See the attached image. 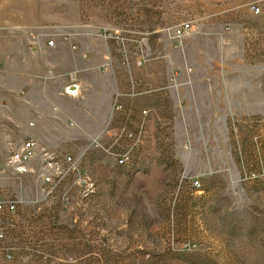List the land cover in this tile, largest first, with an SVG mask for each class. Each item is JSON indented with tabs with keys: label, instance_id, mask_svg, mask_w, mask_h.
Returning a JSON list of instances; mask_svg holds the SVG:
<instances>
[{
	"label": "rangeland",
	"instance_id": "374dc122",
	"mask_svg": "<svg viewBox=\"0 0 264 264\" xmlns=\"http://www.w3.org/2000/svg\"><path fill=\"white\" fill-rule=\"evenodd\" d=\"M39 39L58 43L42 55ZM70 74L81 103L110 80V111L98 127L60 104L65 140L44 149L78 157V177L0 173V199L17 200L0 264H264V0H0V168L7 142L31 139L11 123L8 95L23 97L28 79L34 101L42 87L69 99ZM130 80L165 102L142 128L111 120ZM124 131L128 148L138 142L132 172L90 176L89 160L106 156L89 146Z\"/></svg>",
	"mask_w": 264,
	"mask_h": 264
},
{
	"label": "built area",
	"instance_id": "2783aa9c",
	"mask_svg": "<svg viewBox=\"0 0 264 264\" xmlns=\"http://www.w3.org/2000/svg\"><path fill=\"white\" fill-rule=\"evenodd\" d=\"M250 10L253 13L258 12V7L251 5ZM191 26L188 23L181 24L178 28L172 31L173 38L179 39L185 34L190 32ZM53 41L49 40L47 46H52ZM147 58L144 55H140L136 58L137 66H141ZM105 70L111 72V66L106 65ZM64 94L67 96L75 98L80 92L78 82L75 79L74 74L69 75V83L64 87ZM156 92L151 89L148 85L139 86L134 81H129V87L124 90H116L113 92L112 102H111V113L114 118L111 120L114 125H127L129 121L136 122L140 128L143 127L146 122V117L148 112L152 109L140 107L139 104L141 100L145 97L152 95ZM153 111V110H152ZM31 126V124H29ZM70 126L72 124L70 123ZM129 130V127L121 128ZM123 131V130H121ZM111 131H107L106 135L109 137ZM125 134L111 133L112 142L110 145L104 146L102 143L94 142L89 147L100 149L105 156L110 159L114 166L120 169H128L132 165V156L129 155L130 152L133 155L137 150L136 142L133 146L128 148L127 138L130 134L124 131ZM10 138L9 134H6ZM8 145V155L4 161L3 166L0 168V173L4 171H11L15 174L31 173L36 174L37 178L41 179L42 182H50L53 179L61 180L68 177L71 174H76L78 177V172L80 171L78 160L72 155L65 151H47L44 148L38 150L33 139H26L20 141L19 143L12 144L7 142ZM34 164H38V167H34ZM133 167V165H132ZM77 181H80L79 178ZM193 185H197V181L193 182ZM17 205V200H6L0 199V255H4L5 259H9L11 255V250L5 247L3 240L5 238V222L6 218L13 214Z\"/></svg>",
	"mask_w": 264,
	"mask_h": 264
},
{
	"label": "crops",
	"instance_id": "0c3cea01",
	"mask_svg": "<svg viewBox=\"0 0 264 264\" xmlns=\"http://www.w3.org/2000/svg\"><path fill=\"white\" fill-rule=\"evenodd\" d=\"M65 38L64 40H67ZM34 43V42H32ZM58 41L53 40V45L57 44ZM38 52L40 54L48 53L50 47L47 46L45 40H37L36 44ZM147 80L152 81L153 77L147 75ZM211 77H203L200 76L195 78V83H210ZM107 82L104 87L97 86L95 83L89 84L91 86L88 87V94L83 102L73 98L67 97L69 99L59 98L57 94L55 96L52 95L51 91L48 89V93H44V87L41 88L38 98L34 101L33 95V83L32 81L25 79L23 82L24 86V95L22 97L21 92L11 91L9 89L10 95L8 98L14 101V104L10 105L9 115L10 121L13 125L18 127L24 131L25 134L29 135L31 139H33L39 147L43 148H52L54 145H57L62 140H65L64 135V124H63V113L60 105L61 103H65L70 107V111L73 117H78L81 115L83 110L88 109L86 113V122L90 125L95 123L96 125L102 124L103 120L105 119L106 115H108L110 111V99H111V89L112 84L111 81L105 78ZM216 83H224V78L216 77ZM48 84L49 81H47ZM80 83V82H79ZM52 85V83H51ZM20 83L17 86L12 85L15 87V90L18 89ZM57 84H55V87ZM107 93V95L103 97H97L99 92ZM158 93H153L152 95L147 96V98L141 100L139 106L152 109L154 111L161 110L165 107V102L161 99ZM71 99V100H70ZM64 101V102H63ZM44 103V104H43ZM104 110V116L102 118H98L96 114L99 111ZM95 115V116H94ZM102 115V114H101ZM31 124V126H29ZM17 129V130H18ZM70 137V135H68ZM77 140L84 139L82 137V133L77 132L76 137ZM60 140V141H59ZM74 157V156H73ZM75 159L79 160L78 157ZM160 161V158L157 159ZM89 162L91 163V167H89V175H95V172H103V171H110L113 169L114 165L110 159L107 157L100 158V159H90ZM134 160L132 159V165L134 164ZM137 164V163H135ZM132 165L130 168L126 169L127 173L132 172ZM92 174V175H91Z\"/></svg>",
	"mask_w": 264,
	"mask_h": 264
}]
</instances>
